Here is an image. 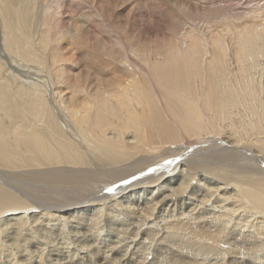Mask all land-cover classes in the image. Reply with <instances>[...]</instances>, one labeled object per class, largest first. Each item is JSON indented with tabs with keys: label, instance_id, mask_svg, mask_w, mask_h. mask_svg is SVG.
I'll return each mask as SVG.
<instances>
[{
	"label": "bare ground",
	"instance_id": "bare-ground-1",
	"mask_svg": "<svg viewBox=\"0 0 264 264\" xmlns=\"http://www.w3.org/2000/svg\"><path fill=\"white\" fill-rule=\"evenodd\" d=\"M126 1L131 7L124 13L127 6L117 7L116 11L117 3L115 5L114 0H98L97 3L88 0H0V12L3 14L0 16V34L3 39L0 42H4V46L0 44V58L5 59L9 73H15L14 83H8L0 76V105L7 103L8 106V111L0 116V237L12 230L14 235L18 228H27L31 232L41 226L48 229L55 222L58 223L57 231L64 234L70 225L78 231L80 229L81 232L77 234L83 237L70 242H78L77 247L70 252L53 248L56 254H50V257L56 255L54 264H82V261L88 263L95 261V258L100 259V264H112L115 259L113 254L118 250L112 246V240L106 241L105 250L96 249L90 244L95 241L94 238L101 240L104 230L118 236L117 242L128 233H132L135 240L144 236L156 237L159 233L168 238L182 237L185 245L198 246L199 250L204 242H212L213 245L216 242L204 238L203 231L192 227L203 223L222 236L234 233L237 236L234 237L236 247L250 243L252 248H249V252L256 255L262 253L264 230L257 227L255 221L258 216L248 215L250 219L243 222L241 219L245 215L240 217L241 212L226 206L237 199L247 203L245 211L250 214L253 212L249 209L264 215V170L257 164L264 162V15L247 9L248 4L245 3L254 0H238L243 6L239 8L236 4L237 7L230 10L232 14L223 13L221 5H216L219 4L217 0L215 4L209 0ZM158 3L163 7H157ZM257 4L260 5V2ZM109 5H113V8L107 10ZM35 12L38 14L34 16ZM62 14L64 19H60L66 25L60 32L65 34V38L67 35L71 39L84 37L91 41L94 37L99 38L100 45L95 47L101 49H98L100 53L97 55L101 59L96 60L100 65L109 62V59L103 58L105 53L111 55L113 62L109 66L112 65L110 69L114 77L111 84H106L109 88L100 84L90 88L86 84L77 83L71 91L64 93L56 87L54 79L43 74V69L36 71L32 65L20 64L25 61L39 63L40 55L39 58H32V54L28 57L26 50H16L19 47L13 40L11 45L8 44L13 34L31 39L30 49L36 39V47L45 53L48 51L44 50L48 42L46 34L52 31L47 29V22L51 19L56 21ZM30 15L35 17L37 23L34 36L31 37V26L28 24ZM123 15L128 19L124 30L128 36L136 38L137 44L129 45L119 38L115 48L110 44L113 42L112 37L121 34L111 30V23L117 16ZM203 16L209 19L206 22L198 21ZM140 17L150 18L159 25L139 27L138 21L143 20ZM16 51L20 60L10 58L11 52ZM69 56L67 60L72 59ZM41 65L45 66L44 63ZM89 74L93 76V73ZM73 81L77 82L78 78ZM17 84L20 86H15ZM10 88L17 89L16 95L20 93V99L10 93ZM245 97L251 98L247 101L255 102L243 103ZM46 107L59 121L56 129L50 130L49 124L44 125L40 112L48 111ZM246 108L251 112L254 122L248 121L247 115L241 118V111L245 112ZM244 121L250 127L239 135V124ZM71 127L79 131L75 134L79 138L71 135ZM63 131L68 132V136ZM48 134H53L52 138ZM224 134L228 135L230 143L227 140L221 142L223 147H217L218 144L207 145V148L197 146L201 138L207 139L201 144L215 143L219 141L217 136L220 138ZM259 142L260 147L257 145ZM249 144L254 145L259 154L252 155ZM188 145H192L193 149L188 150ZM85 147L89 153L84 150ZM77 148L88 153L85 162L78 161ZM188 152L194 158H190L181 172L151 180V177L172 171L169 164L165 165L166 161L174 160L177 166L184 161L182 155ZM250 155L254 157V163ZM104 159H108L111 164L102 171L106 165ZM89 164L91 167H87ZM226 165H232L229 167L239 172L242 178L247 177L254 192L233 182L224 184L219 181L216 184L218 180L211 178L213 172L223 171L216 167ZM194 170L197 176L203 175V181L198 179L200 183H196L195 175H190ZM217 174L222 175L224 182L228 180L223 172ZM211 183L216 186L211 187ZM1 185L11 190L6 191ZM216 200L215 204L220 206L196 212L204 202L209 204ZM163 207L165 211H181L179 216H170L168 220L172 222L171 226L168 220L158 221ZM5 213H10L8 217H16L21 223L10 227L6 223L8 217L3 216ZM30 238L34 246L41 248L44 245L38 236ZM79 240L87 243L83 244ZM201 240L204 242L201 243ZM2 243L0 241V249ZM93 248L97 253L93 254ZM101 253L107 254L103 258ZM11 263L19 264L13 258ZM40 263L42 260L34 262Z\"/></svg>",
	"mask_w": 264,
	"mask_h": 264
},
{
	"label": "rangeland",
	"instance_id": "rangeland-1",
	"mask_svg": "<svg viewBox=\"0 0 264 264\" xmlns=\"http://www.w3.org/2000/svg\"><path fill=\"white\" fill-rule=\"evenodd\" d=\"M75 1H79V0H75ZM98 2V0H88V2H94V3H97ZM114 1H116V2H114L115 3V5H116V3H117V5L115 6L114 4V6L116 7L115 8V10L117 11V7L118 8H120V7H122L123 5H126L127 7L124 9V13H126L127 12V10L131 7L130 5H128L129 3H127V1L126 0H114ZM210 2H213L214 4L215 3H218L219 2V4H216V5H221L220 7H222V9H224L222 12L223 13H229L230 12V14H232V12L230 11L231 9H235V7L234 6H236V4H237V6L239 7V8H241L243 5V3H241V2H238V0H232V1H230V0H209ZM233 1H234V3H233ZM249 1V0H248ZM255 1H256V4H255ZM260 2V5L259 4H257V3H259ZM254 0V1H252V2H249V3H245V5H247V9L249 10V8H250V12L251 11H258V13H262L261 15H264V0ZM224 2H225V5H224ZM223 5H222V4ZM232 3V4H231ZM240 3H241V5H240ZM250 3H254V4H250ZM144 4L145 3H143V6H144ZM230 4H231V6H230ZM234 4V5H233ZM110 5H111V3H110ZM108 6V8H107V10H110V9H112L113 8V5H112V7L111 6ZM160 5V6H159ZM157 7H159V8H162L163 6H162V4L161 3H158L157 5H156ZM229 6V7H228ZM236 6V7H237ZM249 6V7H248ZM260 6V7H259ZM233 7V8H232ZM256 7H258V10H256L257 8ZM228 8V9H227ZM254 8V9H253ZM260 9V10H259ZM2 10H3V8H2ZM73 10V9H72ZM226 10H228V11H226ZM36 11V10H35ZM246 11V10H245ZM118 12H120L119 10H118ZM36 14H38L37 12H35V14H33L34 16L36 15ZM39 14H41V12H39ZM44 14V13H43ZM33 15H30V19H29V22H28V24L31 26V28L29 29V30H31L32 32H30L31 34H30V37L34 34V32H35V30H34V26H36L37 25V23L35 22V17L33 18ZM244 15H246V14H244ZM0 16H3V14L0 12ZM32 16V17H31ZM39 16V15H38ZM206 17V18H205ZM1 18V17H0ZM38 18H40V17H38ZM64 19V15L62 14V16L61 17H58L57 19H56V21H52V19L51 20H49L47 23H49V24H47V29H50V30H52L51 32H49L48 34H46V42H47V47H45L44 48V50H48V51H46L45 53L43 52V50H40L38 47H36V44L38 43V41L36 40V39H34V41H33V48L32 49H30L29 48V46L31 47L32 46V41H30L31 39H29V38H24V37H20V36H17V34H13L14 36H13V38H11L10 40H9V42H8V44H10V42H12L11 40H13V43H17V45H18V47H19V49H16V50H26V54H27V56L29 57L31 54H32V58L34 57V56H36L37 58H39V55H40V66L38 65L39 63H36V62H32V61H25V62H21L20 64H22V65H32L31 67H34V69L33 70H38V71H40V70H42V72H43V74L44 75H49V77L50 78H52V79H54L55 80V83H56V87H58L62 92L64 91V93H66V92H69V91H71V88H73L75 85H77V83H79V84H82V85H84V84H86L87 86H89L90 88H92V87H95V86H97V85H101L102 87H107L109 84H111L112 82H111V79H112V77H114V74H113V72H112V70L110 69L111 67H112V65L111 66H109V64H111V62H113L111 59H112V57H111V55L108 53V55L110 56H108L106 53L103 55V58H104V60H108L109 62H107V61H105V63H102L103 65H100L99 64V62H96V60H97V58H100L99 56H97V55H99V53L100 52H98V49H97V45H100V39L99 38H95L94 37V40L92 39V41L90 40V39H87V38H79V39H71L70 37H67L66 36V38H65V36H63V35H65V34H62L60 31H62L63 30V28L62 27H64V29H65V26L64 25H66L65 23H62V20ZM68 18H70V17H68ZM41 19V18H40ZM139 19H143L142 17H140ZM207 19H209V17H207V16H203V17H201L198 21H201V22H206V20ZM3 20V19H2ZM1 20V21H2ZM52 21V22H51ZM128 21V19H127V17L125 16V15H123V16H121V17H119V16H117L116 17V19L114 20V21H112V23H111V25H112V28H111V30H114V31H117V32H119L121 35H116V36H113L112 37V39L113 40H111V41H113V42H111L110 44L112 45H114L115 46V48H117V43H119V41H117L119 38H121V41L122 42H125L126 44L128 43H130L131 45H136L137 44V40H136V38H133V36H128L126 33V31L124 30V27L126 26L125 24H126V22ZM150 21H152V23H150ZM55 22V23H54ZM59 22H60V24H59ZM117 22V23H116ZM139 22H141V23H139ZM53 23V24H52ZM57 23V24H56ZM115 23V24H114ZM33 24V25H32ZM39 24H40V26L41 27H43V23L41 22V20H39ZM73 24V23H72ZM103 24L104 25H108V23L107 22H103ZM138 26L139 27H143V26H147V27H156V26H158L159 25V23L158 22H156V21H153L152 19H150V18H145V19H143L142 21H138ZM162 23H160V25H161ZM49 25V26H48ZM53 25V26H52ZM61 25V26H60ZM55 26V27H54ZM120 26V27H119ZM27 27V26H26ZM51 27V28H50ZM61 27V28H60ZM123 29H122V28ZM0 28H1V22H0ZM27 29V28H26ZM54 29V30H53ZM28 30V31H29ZM123 31V32H122ZM22 32V31H21ZM21 32H20V35H21ZM53 32V33H52ZM60 32V33H59ZM125 33V34H124ZM58 34H59V36H58ZM1 35L2 34H0V40H3L2 38H1ZM51 35V36H50ZM23 36V35H22ZM34 36V35H33ZM48 36H50V37H48ZM56 36V37H55ZM60 37H62V38H60ZM18 39V40H17ZM51 39H53V40H51ZM55 39H56V42H55ZM60 39V40H59ZM63 39H65V40H63ZM66 39H68V40H66ZM70 39V40H69ZM81 39V40H80ZM83 39V40H82ZM84 39H86V40H84ZM97 39V40H96ZM100 41H99V40ZM126 39V40H125ZM80 40V41H79ZM52 43H51V42ZM57 41H58V43H57ZM60 41V42H59ZM65 41V44L63 43ZM84 42L83 44L85 45L84 47H83V45H82V42ZM87 41V42H86ZM96 41V42H95ZM99 41V42H98ZM55 42V43H54ZM0 44H1V46H4V42H0ZM26 44H28V48H29V50H27L26 49ZM54 44L56 45L55 47H57V48H55L54 47ZM59 44H61V45H59ZM71 44V45H70ZM81 44V45H80ZM88 44V45H87ZM90 44V45H89ZM129 44V45H130ZM11 45V44H10ZM15 45V44H14ZM63 45V46H62ZM64 45H65V47H64ZM76 45V46H75ZM37 46H38V44H37ZM41 46V45H40ZM79 46V47H78ZM95 46H97V47H95ZM37 49H36V48ZM60 47V48H59ZM3 48V47H2ZM48 48V49H47ZM53 48V49H52ZM63 48V49H62ZM79 50H78V49ZM85 48H86V50H85ZM87 48H89L88 50H87ZM94 48V49H93ZM35 49V50H34ZM39 49V50H38ZM43 49V48H42ZM49 49H50V51H49ZM55 49V50H54ZM76 52V53H74V51ZM99 50H101V49H99ZM109 50H110V48H109ZM28 51H29V53H28ZM20 52V51H19ZM70 52V53H69ZM72 52V53H71ZM98 52V53H97ZM62 53V54H61ZM19 54H21V53H19ZM69 54H72V55H70L69 56ZM88 54V55H87ZM11 57L10 58H12V60H16V59H18V60H20V58H19V56H16L17 55V51L16 52H11ZM47 55V56H46ZM52 55V56H51ZM55 55V56H54ZM70 57L69 59H71V57H72V59L71 60H67V58H68V56ZM75 55V56H74ZM45 56V57H44ZM60 56V57H59ZM94 57V56H96L95 58H92V57ZM50 59H49V58ZM52 57V58H51ZM54 57V58H53ZM76 57V58H75ZM48 58V59H47ZM55 58H57V59H59V61L57 60V59H55ZM66 58V59H65ZM76 60H74V59ZM89 58H91V59H89ZM54 59V60H53ZM87 59H89V60H87ZM93 59V60H92ZM101 59V58H100ZM53 60V61H52ZM65 60H67L66 62H64ZM73 60V61H72ZM81 60V61H80ZM85 60V61H84ZM52 61V62H51ZM68 61H70V64H69V62ZM94 61V62H93ZM98 61V60H97ZM63 62V63H62ZM81 62V63H80ZM86 62V63H85ZM94 64H93V63ZM95 62L97 63L96 65H95ZM33 63H34V65H33ZM44 63V67H43V65H41V64H43ZM47 63H49V64H47ZM61 63V64H60ZM66 63V64H65ZM83 63V64H82ZM108 63V64H107ZM54 64H55V66H54ZM56 64H58V65H56ZM62 65L61 67H60V65ZM106 64V65H105ZM69 65H71V66H69ZM78 65V66H77ZM84 65V66H83ZM42 66V67H41ZM74 66V67H73ZM87 66V67H86ZM91 66H92V68H93V70H92V68H91ZM94 66V67H93ZM96 66V67H95ZM106 66V67H105ZM108 66V67H107ZM89 67V68H88ZM104 67V68H103ZM55 68V69H54ZM65 68H67V69H65ZM85 70V68H86V72L83 70V69ZM107 68V69H106ZM7 69V64H6V62H5V59L3 58V59H1L0 58V76L4 79V80H7L8 81V83H14L13 81H14V76H15V73L13 72V71H11L10 73H9V71H8V69ZM50 69V70H49ZM57 69V70H56ZM63 69V70H62ZM96 69V70H95ZM98 69V70H97ZM104 69V70H103ZM110 69V70H109ZM81 70V71H80ZM90 70H92L91 72H89ZM7 71H8V73H7ZM49 71H52V73H50ZM84 71V72H83ZM104 71H107V72H104ZM110 71V72H109ZM60 73V74H57V73ZM77 72L78 73H81V74H77ZM62 73H65V74H62ZM70 75H69V74ZM74 73V74H73ZM89 73H93V76H88V74ZM62 74V75H61ZM67 74V75H66ZM72 74H73V76H75V77H73L72 76ZM86 74V75H85ZM91 74H89V75H91ZM96 74V75H95ZM98 74V75H97ZM57 75H59V77L57 76ZM87 76L86 78L87 79H89V80H87L86 78H84L83 79V77H85V76ZM60 76H62V78L60 77ZM72 76V77H71ZM83 76V77H82ZM95 76V77H94ZM97 76V77H96ZM80 77H82V78H80ZM66 79V81H65V79ZM77 78H78V81L76 82V81H73V79H75V80H77ZM59 79V80H58ZM61 79V80H60ZM84 80V81H86V82H82V80ZM93 79V80H92ZM96 79V80H95ZM23 79H21L19 82H21ZM26 80H28V79H26ZM25 80V81H26ZM47 80H49V78L47 79ZM79 80H81V81H79ZM11 81V82H10ZM29 81V80H28ZM19 82H16V83H19ZM51 81H49V83H50ZM107 82H108V85H106L107 84ZM58 83V84H57ZM65 83H66V85H65ZM71 83V84H70ZM91 83V84H90ZM72 84H74V85H72ZM94 86H93V85ZM3 86H7V85H3ZM15 86H20V84L18 85H15ZM72 86V87H71ZM53 87L55 88V86L53 85ZM68 88V89H67ZM108 88H109V86H108ZM63 89V90H62ZM65 89V90H64ZM10 90H12V91H10ZM10 93L11 94H13L14 96H16L17 98H19V95H20V93L19 94H17L16 95V88H10ZM69 90V91H68ZM15 91V92H14ZM14 92V93H13ZM48 95H49V93H48ZM48 95H46V98L48 99ZM246 99H243L245 102H243V103H250V104H253L254 102H255V100H252V101H247L248 100V98L249 99H251L250 97H245ZM20 99V98H19ZM7 105V103L6 104H3V105H0V116L1 115H3V114H5V112L6 111H8V106H6ZM247 106V105H246ZM46 110H48V111H45V110H42L41 112H40V116L42 117V119H43V121L45 122V124L44 125H47V124H49V129L50 130H52V128H54V129H56V126H57V124H58V122L59 121H57L56 119H55V116L53 117L51 114H50V112H49V109L46 107ZM247 110V111H246ZM246 110H245V112L242 110L241 111V113H242V116L243 117H241L242 119H244L245 118V116L247 115V116H249V118H248V121H253L254 122V118L253 117H251L252 115H251V112L246 108ZM250 114V115H249ZM244 123V124H243ZM240 128H239V130H238V132H239V135H241V132H245L246 130H247V127H250V126H248L247 125V121L245 122H241L240 124ZM244 126V128H243V126ZM62 126V125H61ZM38 127V126H37ZM36 127V128H37ZM36 128H32V129H36ZM75 129V128H74ZM72 127L70 128V133H71V135L72 136H74V137H76V138H79V137H77V136H75V134L77 133V132H79V131H75ZM53 131H55V130H53ZM57 131V130H56ZM44 132H46L45 131V129H44ZM255 132H257V131H255ZM63 133L65 134V135H67L68 136V132H64L63 131ZM53 134H56V132H53ZM53 134H48L47 136L48 137H50V138H52V136H53ZM78 134V133H77ZM230 134H232V133H230ZM239 135H238V137H239ZM226 136V137H225ZM228 135H226V134H224V136L223 135H221L220 136V138L217 136V138L216 139H218L217 141L218 142H215V143H210V142H206L207 144H201L204 140L205 141H207V139H202L201 138V140L200 141H198L199 143L197 144V146L198 147H202L203 148V146L204 147H208V146H212V145H214V144H218V146L217 147H219V146H222L223 145V143H221V142H225V140H227V139H229V141H230V138L229 137H227ZM233 136H235V134L233 133ZM215 137V136H214ZM238 137H236V138H238ZM263 137V136H262ZM241 140H243L241 137H239ZM238 138V139H239ZM244 138H246V137H244ZM228 140H227V143H230ZM212 144V145H211ZM202 145V146H201ZM206 145V146H205ZM208 145V146H207ZM252 144H249V146H247V147H249V148H252V151H250V152H252L251 154L253 155V154H257L258 153V150L257 149H254V148H256L254 145H252ZM259 147H260V142L257 144ZM186 146V145H185ZM189 146V148H187L188 150H192L193 149V147H191L192 145H188ZM216 146V145H215ZM254 146V147H253ZM178 147H181L182 148V146H178ZM223 147V146H222ZM78 150H77V154H78V156H79V160L78 161H80V162H83L85 159H87L88 158V151H87V149H86V147L84 148V150H86V151H84L83 150V152H82V149H79V148H77ZM183 149H185V147L183 146ZM187 149H185V151L187 150ZM249 151V150H248ZM255 151V152H254ZM259 154V153H258ZM185 156V157H184ZM253 157V156H252ZM252 157H251V155H250V159L253 161V163H254V160L255 159H252ZM176 158H179L178 156L176 157ZM176 158H173V159H175L176 160ZM190 158H194V156H192V153H190V152H188V153H184L183 155H182V159L184 160V161H182V162H180L181 164H178L177 166H175L174 164H175V161L174 160H168V161H166L165 162V165H167L168 166V164H169V166H170V168H171V170L172 171H167V172H169V173H167V172H165V173H167V174H165L164 172H163V174H160V175H157L156 177L154 176V177H151L152 179L151 180H153V179H158V176H159V178L160 177H163V175H165V176H170V175H176L177 173H179V172H181V169L186 165V163L190 160ZM254 158V157H253ZM96 160V162L97 163H99V160L98 159H95ZM85 162V161H84ZM106 165H104L103 166V168L101 169L102 171H105V167H109V165L108 164H111L110 163V161L107 159H104V161H103ZM262 163L264 164V162L262 161ZM261 162L260 163H257L260 167H262V169L264 170V165L262 164ZM100 164V163H99ZM233 164V163H232ZM103 165V164H102ZM172 165H173V167H172ZM229 166H232V165H226V166H224V167H221V166H217L216 167V169H220V170H223V171H216V172H213L214 173V175H212L211 176V178L212 177H214L213 179H217L218 180V182L216 183V184H218L219 183V181L220 182H222V183H224V184H228V183H232V184H235V185H241V187L242 188H248V189H250L252 192H254L252 189H251V187H250V184H249V181H248V179H247V177H245V178H242V175L239 173V172H237V171H235L234 169H231ZM87 167H91L90 166V164L87 166ZM176 167V168H175ZM184 169V168H183ZM196 169V168H195ZM223 172V174L225 175V177L228 179V180H226L225 182H224V179H223V177H222V175H216V173H222ZM176 173V174H175ZM190 175H191V177H193L194 175L197 177L196 178V183H200L199 181L200 180H202L203 181V175H198L197 176V174H196V170H194V172H191L190 173ZM198 179H199V181H198ZM229 180L231 181V182H229ZM147 181H149V180H147ZM201 181V183L203 184L204 182H202ZM213 184V185H212ZM216 184L215 183H211V187H215L216 186ZM4 189H6V191H8V190H11V189H9V188H7L6 186H4V185H1ZM221 186H223V185H221ZM229 193H232V192H229ZM147 197H151V196H147ZM215 202H217V200L216 201H211L209 204L207 203V202H204L203 204L204 205H202L201 204V207L200 208H198L197 210H196V212H202L203 211V209H205V208H208V209H210L212 206H214V207H218V206H220L221 204H215ZM126 204V203H125ZM198 205H200V203L198 204ZM236 205V206H235ZM134 206H136V205H134ZM138 206H139V204H138ZM180 206V205H179ZM229 206V207H228ZM228 206H226V208H234V209H237L238 210V212H241L240 213V217L242 216V215H245V216H242V219L241 220H243V222L244 221H246V219H250V218H248L249 216L248 215H252L253 217H255V216H258V218H256V221L255 222H257V227H260V229L262 230H264V218H260L261 216H264L263 214H261L260 212L258 213V211H253V210H251V209H249L250 211H252L253 213L252 214H250L248 211H245L246 210V208L248 207L247 206V203L246 202H242V201H239V200H237L236 199V201L235 202H232V203H230V204H228ZM232 206H235V207H232ZM243 206V207H242ZM165 208H167V207H165ZM173 207H171V209H172ZM170 209V207H168V210ZM173 210V209H172ZM172 210L170 211H165V209H164V207L161 209V211H160V214L159 215H161L160 216V218L158 219V221H166L167 222V220L170 218V216L171 215H176V216H179L178 214L181 212L180 210H176L175 212H172ZM188 211V210H187ZM242 211H244V212H242ZM163 215H162V214ZM166 213H168V214H166ZM245 213V214H244ZM258 213V214H257ZM8 214H10V213H5L3 216L5 217V216H7ZM166 214V215H165ZM155 215H156V212L154 213V217H155ZM164 216V217H163ZM168 216V217H167ZM8 217V216H7ZM166 217V218H165ZM165 220H164V219ZM244 218V219H243ZM14 219H15V221H14ZM161 219V220H160ZM163 219V220H162ZM173 220V219H172ZM13 221V222H12ZM186 221V220H185ZM254 221V220H253ZM10 222V223H9ZM14 222H16V223H14ZM170 220H168V225L169 226H171V224H172V222H170ZM194 222V221H193ZM238 222V221H237ZM6 223H7V225H10V227L11 226H14V227H16L15 225L17 224V223H21V221H18V219H16V217H12V216H10V217H8V218H6ZM53 224V226H50V228H48V229H43V228H41V227H38V228H36V230L34 229L32 232L31 231H29V229H25V230H23V228L22 229H15L16 231H17V233L16 234H14L13 235V230L12 231H10L8 234L6 233V234H4V236H1L0 237V241L1 242H3L2 243V246H1V249H0V257H1V259H0V264H10V260L13 258V259H16V261L17 262H19V264H34V262L35 261H38V260H42V264H54V261L56 260V255H52V257H50V254H56L55 252H54V250H53V248H62V249H64V252H70L72 249H74V248H76L77 247V243L78 242H75V244L74 243H71L70 244V242H72V241H76V239H78L80 236L81 237H83V235L81 234V235H79V234H77L78 232H81L80 231V229H79V231H78V229H76V228H74V227H71L70 225L68 226V228H67V230H66V232L64 233V234H60V231L58 232L57 231V225H58V223L57 222H55V223H52ZM57 224V225H56ZM166 227L168 226V225H166L165 223H163ZM163 225V226H164ZM202 225V226H201ZM201 225H192V227H194L196 230H198V231H203L204 233H205V236H204V238H206V239H208L209 240V238H211V239H213V240H215L216 242L214 243V245L213 244H211L212 242H209L208 244L206 243V242H204L203 240H201V243L202 242H204L205 244H202V245H200V251L198 250V246H196V247H190L189 245L187 246V245H185V243H184V240H182V237H163L162 235H161V233H159L156 237L154 236V237H151V238H149V236H144L142 239H139V238H137L136 240H137V242H136V240H135V236L132 234V233H128L127 235H125V236H122V240L121 241H118L117 242V240H118V236H116V235H114V234H110L107 230H104L103 232H102V239L101 240H98L97 238H94L95 239V241L93 240L92 242H90V244L92 245V247H96V249L97 248H101L100 250H105L107 247H106V241L108 240V239H110V240H112L113 241V245L112 246H114V249L116 248V249H118L117 250V252H115L114 254H113V261H112V264H264V251L262 252V253H260V254H255L254 252H249V248L251 249L252 248V246H251V244L250 243H248V245H246L245 246V244L244 245H242V246H238V247H236V243L234 242L235 241V238H237V236L236 235H234V233L232 234L231 232L229 233V235H220V233L219 232H217V231H215L214 229H212L211 227H207V226H205L203 223H201ZM242 225H243V223H242ZM162 226V227H163ZM165 226L163 227V228H165ZM42 229V230H40V229ZM52 228V229H51ZM61 228V227H60ZM171 228V227H170ZM211 228V229H210ZM50 229V230H49ZM15 230H14V232H15ZM51 230H53V231H51ZM55 230V231H54ZM262 230V231H263ZM41 231V232H40ZM45 231V232H44ZM174 231H176L175 229H174ZM212 231H215V232H212ZM55 232V233H54ZM207 232V233H206ZM11 233V234H10ZM32 233V234H31ZM41 233V234H40ZM58 235H57V234ZM18 234V235H17ZM28 234V235H27ZM50 234V235H49ZM53 234H55V235H53ZM108 234V235H107ZM231 234V235H230ZM12 237H11V236ZM35 235V237H37L38 236V239L44 244L41 248L40 247H36V246H34V243H32L33 242V239L32 238H30V236H34ZM45 235V236H44ZM47 235V236H46ZM76 235H79L78 237L76 236ZM130 235V236H129ZM18 236V237H17ZM110 236V237H109ZM126 236H128V237H126ZM172 236H174V235H172ZM219 236H221V237H219ZM6 237H8L7 239H6ZM11 237V238H10ZM44 237V238H43ZM62 237V238H61ZM115 237V238H114ZM146 237V238H145ZM159 237V238H158ZM162 237V238H161ZM229 237V238H228ZM235 237V238H234ZM2 238H3V240H2ZM13 238V239H12ZM46 238V239H45ZM134 238V239H133ZM155 238V239H154ZM11 239V240H10ZM22 239V240H21ZM30 239V240H29ZM93 239V236H91V240ZM124 239H126V240H124ZM145 239V240H144ZM151 241H150V240ZM161 241H160V240ZM217 239H218V242H217ZM13 240H14V244H13ZM27 240H29V241H27ZM90 240V241H91ZM141 240V241H140ZM167 240V241H166ZM232 240V241H231ZM15 241L17 242V241H20V242H17V243H15ZM31 241V242H30ZM44 241V242H43ZM79 241H82L83 242V244L84 243H87L86 241H84V240H79ZM89 241V240H88ZM115 241H116V243H115ZM132 241V242H131ZM134 241V242H133ZM152 242V244L150 243V242ZM157 241V242H156ZM166 241V242H165ZM7 242V243H6ZM29 242V243H28ZM82 242L80 243V247H82ZM128 242V243H127ZM20 243V244H19ZM117 245H115V244ZM161 243V244H160ZM200 243V244H201ZM11 244V245H10ZM22 244H23V246H22ZM140 244V245H139ZM142 244V245H141ZM21 245V246H20ZM58 245V246H57ZM162 245V246H161ZM211 245V246H210ZM19 246H20V248H19ZM3 247V248H2ZM25 247V248H24ZM79 247V248H80ZM142 247V248H141ZM24 248V249H23ZM37 248V249H36ZM40 248V250H38ZM139 248V249H138ZM145 248V249H144ZM212 248H213V250H212ZM6 249V251H4ZM43 249V250H42ZM62 249H60V251L62 250ZM96 249L95 248H93L92 250L94 251V253L93 254H95V253H97V251H96ZM120 249V250H119ZM129 249V250H128ZM141 249V250H140ZM172 249V250H171ZM206 249H208V250H206ZM210 249L212 250L211 252H209L210 251ZM123 250V251H122ZM136 252H135V251ZM138 250V251H137ZM141 252H140V251ZM203 250V251H202ZM226 250V251H225ZM127 251V252H126ZM162 251V252H161ZM205 251V252H204ZM2 252V253H1ZM6 252H7V254H6ZM28 253V254H26V253ZM48 252V253H47ZM118 252H120V253H118ZM206 252H208V253H206ZM32 253H33V255H32ZM34 253H36V254H34ZM141 253H142V256H141ZM164 255H163V254ZM210 253V254H209ZM238 255H237V254ZM241 253V254H240ZM5 256H4V255ZM104 253H101V256L104 258L105 256H106V254H104ZM139 254V255H138ZM180 254V255H179ZM233 254V255H232ZM119 255H120V257H119ZM123 255V256H122ZM139 257H138V256ZM158 255H160V256H158ZM163 255V256H162ZM200 255V256H199ZM7 256H11V257H7ZM25 256V257H24ZM29 256V257H28ZM118 256V257H117ZM154 256H155V258H154ZM41 257V258H40ZM90 258L92 257V256H89ZM101 257V258H102ZM124 257H126V258H124ZM138 257V258H137ZM160 257V258H159ZM168 257V258H167ZM231 257V258H230ZM24 258V259H23ZM31 258V259H30ZM50 258H51V260H50ZM77 258H79L78 256H77ZM103 258H102V260H103ZM173 258V259H172ZM256 258V259H255ZM4 259V260H3ZM10 259V260H9ZM123 259V260H122ZM8 260H9V262H8ZM120 260V261H119ZM152 260V261H151ZM154 260H156L155 262H154ZM158 260V261H157ZM162 260V261H161ZM173 260V261H172ZM92 261V260H91ZM100 261V259L99 258H95V261H92L93 263H97V264H100L101 262H99ZM141 261V262H140ZM92 262H88V263H86V261H82V264H89V263H92ZM159 262V263H158ZM171 262V263H170ZM61 263V262H60ZM11 264H13V263H11ZM41 264V263H40ZM57 264H59V263H57ZM69 264V263H68ZM81 264V263H80Z\"/></svg>",
	"mask_w": 264,
	"mask_h": 264
}]
</instances>
